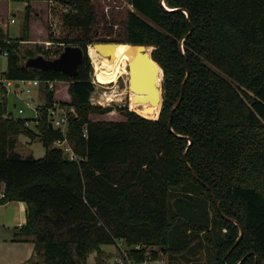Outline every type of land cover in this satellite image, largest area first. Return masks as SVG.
Here are the masks:
<instances>
[{
	"label": "trees",
	"instance_id": "trees-1",
	"mask_svg": "<svg viewBox=\"0 0 264 264\" xmlns=\"http://www.w3.org/2000/svg\"><path fill=\"white\" fill-rule=\"evenodd\" d=\"M13 1L27 3L23 36L11 39L0 28V53L8 57L3 78L67 83L70 100L60 104L71 109L63 135L49 127L48 110L60 106L53 90L41 87L45 102L34 127L13 118L6 98L0 100V204H25L14 241L34 244L26 264H86L88 254L99 259L102 245L118 241L136 263L165 256L168 264L179 258L201 264L195 255L204 247L206 264L243 258L241 264H264V0H127L119 31L103 29L96 40L93 3L62 0L68 10L61 24L75 33L72 39L49 38L62 48L36 44L24 53L30 4L47 0ZM95 42L153 48L165 94L157 118L124 107V120H90L111 110L91 103L95 85L86 48ZM67 45L84 52L75 77L22 68L26 59H52ZM19 136L39 138L44 156L22 158L15 151ZM63 139L74 159L55 146ZM173 196L198 198L204 207L198 222L185 224L190 235L180 229L178 215L169 214ZM180 234L184 241L172 245Z\"/></svg>",
	"mask_w": 264,
	"mask_h": 264
},
{
	"label": "rangeland",
	"instance_id": "rangeland-1",
	"mask_svg": "<svg viewBox=\"0 0 264 264\" xmlns=\"http://www.w3.org/2000/svg\"><path fill=\"white\" fill-rule=\"evenodd\" d=\"M94 7L97 16V25L95 27L96 36L95 40L103 38L101 33L103 29L107 31L112 29L113 32L119 31L118 22L124 19L129 5L127 0H90ZM0 23H2V31L7 34L11 39L21 38L23 36L24 28V16L26 2L13 1V0H0ZM30 23H29V41L30 43H23L21 47V52L24 53L25 50H34L35 45H41L44 49L50 48L52 50L62 48L54 42L51 44L49 38L61 40L63 38L72 39V31L64 28L61 24V15L68 10V7L62 2V0H47V1H32L30 4ZM32 23V24H31ZM98 33V34H97ZM101 36V37H100ZM116 37V36H115ZM114 38V36H113ZM91 46V44L89 45ZM152 50L153 48L150 47ZM89 57V56H88ZM90 59V58H89ZM92 66V81L95 85L94 93L92 94L91 103L100 107H107L111 110L103 115H90V120H100V121H121L124 117L121 115L120 110L126 107L128 110L135 111L136 113L146 117L155 119L158 116V108L154 109L152 113H143L142 109L148 107V102H141L140 96L132 94L128 89V74L123 73L118 77V79L110 84L102 85L95 81L94 77V67L90 60ZM8 66V57L0 53V79L4 81L3 73L6 71ZM15 84H19L17 88ZM29 89L30 92L27 93L26 90ZM16 90V92L14 91ZM54 96L56 104L63 102L68 103L70 98L67 93V83L56 82ZM114 92V93H113ZM110 95V96H108ZM2 96L6 98L7 111L10 112L13 118H21L29 120L30 127H34V118L36 117V109L44 104V94L41 92V88L38 89L34 86H28L26 83H15L3 94L0 90V100ZM31 96V99L29 98ZM139 99V100H138ZM27 101L31 103L32 108L27 106ZM142 103V104H141ZM141 104V105H140ZM60 108L63 109L67 114L71 113L69 107L60 104ZM22 109L21 114L18 110ZM15 151L21 155L22 158L32 156L34 158H42L45 154V148L41 144L39 138H28L24 136H19L17 138V145ZM169 214H177L178 222L181 225L180 229H186L185 224L189 221L198 222L200 217L197 212L204 210L201 201L198 198L188 199L183 197L173 196L169 200ZM196 202L201 204L199 210H197ZM207 207V206H206ZM178 232V231H177ZM191 229L187 228L186 233L191 234ZM187 234V235H188ZM189 234V235H190ZM177 238L178 234H174ZM186 238V237H185ZM172 245L179 244L183 239V235L180 234V239L173 240ZM198 240H193L192 245H195ZM128 247L122 242L118 241L116 245H102V254L97 257L96 252L88 254L86 258V264H118V259H126L125 264H168L167 259L164 256L163 260L160 261H146L144 263H136L131 261L126 257ZM201 264L207 263V251L202 247L200 252L195 255ZM189 264L188 262L179 258L171 264Z\"/></svg>",
	"mask_w": 264,
	"mask_h": 264
},
{
	"label": "water",
	"instance_id": "water-1",
	"mask_svg": "<svg viewBox=\"0 0 264 264\" xmlns=\"http://www.w3.org/2000/svg\"><path fill=\"white\" fill-rule=\"evenodd\" d=\"M161 4L164 5L163 0ZM187 18L188 13L185 12ZM122 44L116 42H95L91 46L95 47L101 55L109 56L113 47L115 45ZM130 45V44H128ZM133 48V55L131 59L127 62L128 68V89L135 94L140 95V101L143 103L148 102V107L142 109L143 113H152L154 108H158V113L165 99L164 89H163V72L159 64L152 58V49L144 45H130ZM89 45L86 48V54H88ZM84 52L81 47L74 45H67L63 48L62 52L52 59H47L42 55H37L35 57H30L25 60L22 68H31L41 71H54L62 72L70 77H75L77 74V69L83 60ZM188 77V72L181 86V95L175 105L172 107L170 112V118L168 121V129L171 130V118L174 110L179 106L182 94L184 91L183 85ZM135 112V111H134ZM136 113V112H135ZM138 114V113H137ZM140 115V114H138ZM142 116V115H140ZM144 117V116H142ZM146 118V117H145ZM49 127H52L49 124ZM189 140V145L191 144ZM216 206L218 203L213 195ZM221 217L229 222L235 224V221L230 218H226L221 214ZM242 238V230L240 229L239 236L235 241L233 247H235L240 239ZM232 247V248H233ZM232 250V249H231ZM230 250V251H231ZM244 260V258L242 259ZM241 261L238 264H241ZM257 258L255 257V263Z\"/></svg>",
	"mask_w": 264,
	"mask_h": 264
},
{
	"label": "crops",
	"instance_id": "crops-1",
	"mask_svg": "<svg viewBox=\"0 0 264 264\" xmlns=\"http://www.w3.org/2000/svg\"><path fill=\"white\" fill-rule=\"evenodd\" d=\"M1 26L2 23L0 28ZM24 222L25 204L23 202L0 204V264H26L32 258L34 251L32 242L14 241L16 227L22 226Z\"/></svg>",
	"mask_w": 264,
	"mask_h": 264
},
{
	"label": "bare ground",
	"instance_id": "bare-ground-1",
	"mask_svg": "<svg viewBox=\"0 0 264 264\" xmlns=\"http://www.w3.org/2000/svg\"><path fill=\"white\" fill-rule=\"evenodd\" d=\"M88 54L94 67L95 81L107 85L115 82L123 73L128 74L127 62L133 55V48L128 44H118L113 47L110 55L107 56L101 55L95 47L90 46ZM130 92L135 94L132 91ZM154 109H157V107Z\"/></svg>",
	"mask_w": 264,
	"mask_h": 264
},
{
	"label": "built area",
	"instance_id": "built-area-1",
	"mask_svg": "<svg viewBox=\"0 0 264 264\" xmlns=\"http://www.w3.org/2000/svg\"><path fill=\"white\" fill-rule=\"evenodd\" d=\"M2 54H4L5 56L7 55L6 52H3ZM5 82H6V85H4V81L2 79H0V86L4 87L6 92L12 86L13 82H15V83L20 82V83H24V84L26 83L28 86L36 87L38 90L41 87H47L50 90H54L55 89V83H56L53 81H43L42 82L39 80H21V81L5 80ZM15 86L18 88L19 84H15ZM14 91L16 92V90H14ZM26 92L29 93L30 90L27 89ZM29 98L31 99V96H29ZM44 100H45V98H44ZM54 101H55V97H54ZM26 105L31 107V108L33 107L31 105V103H29L28 101H27ZM22 112H23L22 109L18 110L19 114H21ZM48 113L50 116V124L52 125V127L59 128L62 131L63 135H65L66 130H67V113L63 109H61L60 106H58V105H55L52 108H50L48 110ZM36 115H37V112H36ZM55 146L60 148L64 152V154H66L69 158H71V159L75 158V156L71 150V147L69 146V144L67 143L66 140H64V139L63 140H57L55 142ZM2 191L3 190L0 191V198L3 197ZM117 263L118 264H125L126 259L123 260L120 258L117 260Z\"/></svg>",
	"mask_w": 264,
	"mask_h": 264
}]
</instances>
